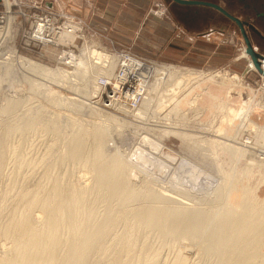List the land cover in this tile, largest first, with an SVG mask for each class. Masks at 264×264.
<instances>
[{
	"label": "rangeland",
	"instance_id": "obj_1",
	"mask_svg": "<svg viewBox=\"0 0 264 264\" xmlns=\"http://www.w3.org/2000/svg\"><path fill=\"white\" fill-rule=\"evenodd\" d=\"M8 1V6L4 0L0 1V19L2 21L0 29L4 28L7 18L12 17L7 27L9 29H7V34L9 32L8 36L11 35L12 42L10 41L8 46L5 42L0 44V253H3L1 251L3 250L1 242H4L2 232L10 223L9 221L13 220L14 213L21 209L20 194L27 190L32 191L37 188V184L46 190L50 187L52 180L58 179L64 190L80 187V184L83 187H80L81 190L88 188L85 194L88 193L89 199H86V203L89 202V204H85L89 209L91 207L95 220H102L107 210L110 213L116 212L112 214H117L116 216L120 211L122 213L123 217L120 219L119 216L116 217L117 219L112 216L116 224L109 227L112 231H107L109 237L107 235V239L106 236L104 237L105 243L102 238L103 242L100 241L98 244L100 247L104 244V248H106L104 252L98 250V252L95 251V255L92 254L93 264H107L118 256L125 260L129 255L137 256L138 260L141 259L142 262L154 255L153 258L156 259L153 260L154 264H172V259L175 261L181 257L186 262L183 261V264H217V257L214 255L212 257V254L205 256L198 241L187 240L188 238L185 240L179 236L174 238L170 234L162 235V237L161 234H157L156 230H153L155 233L152 230H138L140 232H136V237L139 236L136 240L139 242L135 241V247L131 249L129 255L128 251L123 252L127 256L123 253L118 255L115 248L117 247L116 250L120 248L121 244H119L118 238L126 232L124 230L127 229V222H129L132 212L144 207L172 205L170 202H160L151 196L168 194L177 197L188 191L182 186L184 184L170 180L171 173L164 176L158 168L157 171L155 170L151 161L148 163L145 161L144 158H148V148L138 145L139 138L144 134L161 140L165 147L163 155L169 153L175 156L173 162L166 160L162 155L159 156L160 160H166L170 167L175 166L174 164L177 165L179 159L182 158L215 178V180H207L204 183L200 178L193 185L192 190L185 195L186 199H183L186 204L199 209L204 215L206 232L214 229L217 219L221 216L222 206L227 196L230 195L228 192L230 184L237 188L229 198L230 204L235 207L239 208L240 203L247 204L249 202L247 205L255 209L256 206L264 203V135H261L264 133V117H262L264 116V76L256 70L252 61L250 62L251 67H249L248 61L251 59L244 56L246 44L238 25L229 20L215 21L208 9L200 8L197 11H200L202 20L215 22L207 23V26L197 33L189 32L190 30L185 27L183 22L181 21V23L175 18L176 11L181 13L186 9H182L179 5H171L170 0H96L94 10H89L90 8L86 6H72L73 4L70 3L59 9L54 7L50 9L51 6H48L45 0ZM215 2L223 6L221 0H215ZM128 7L137 12L136 17L127 19L126 13L131 10L126 9ZM251 9L264 11V6L258 4V7H255L254 4H251ZM232 10L231 14L239 18L242 17L240 9L233 8ZM85 12L88 17L84 16ZM54 14H65L63 18L76 28L71 43L59 42V40L55 44L45 43L44 40H38L29 35L36 22L38 23L45 16H54ZM199 19L201 18L199 17ZM129 20L135 23H131ZM109 29L112 33L115 30L118 34L111 35L110 33L109 35ZM46 33H50V30L46 29ZM28 36L32 40H29ZM59 36L60 34L55 39ZM248 38L252 46L255 45L253 49L264 56V49H261L256 43L258 40L253 41L254 37H251V34ZM34 39L38 41H33ZM64 44L69 49H60L59 46ZM10 46L14 48L16 54L25 59L51 69L59 68L72 76L45 77L42 73L39 74V71L29 67L24 61H19L15 55L11 56L8 52ZM81 49L98 51L108 58H115L109 55L115 51H126L151 63L148 69L152 75L155 74L152 70L158 65L173 67L177 74L179 71L182 72L180 74L185 76L183 81L187 83L185 90L181 89L175 95V99L185 95L184 93L191 87L203 83V79H207L213 74L237 75L241 86H238L239 89L235 87L231 92L233 99L231 98L230 103L234 106L233 103L238 101V95H241L242 100L250 98L249 103L256 110L252 116L249 114V122L252 126L251 128L241 127L238 132L236 125L239 121L237 120L232 125L225 123L222 125L219 107L212 106V104H217L216 101L202 100L201 104L200 99L194 106L187 103L181 105L179 110L170 111L168 115L171 120L155 121L156 119L153 118L155 113L157 116L165 115L170 107L162 109L159 112L160 115L146 107L142 117L134 119L129 114L103 105L99 96L102 89L98 82L99 79L97 78L98 80L94 83L95 78L100 74L92 72L89 73L93 83L92 88H100H95L98 91L91 95L93 97L89 102L91 106L100 110L91 109V106L83 104L88 102L83 98L85 97L84 92L73 87L79 86L77 82L80 80L73 77V75L81 74L79 67L62 64L57 59L60 54L69 52L75 57ZM85 56L87 60L92 59L94 64L100 62L98 59L90 57L89 53L84 54ZM112 63L109 71L115 69L116 63L114 61ZM261 68L264 70V65H261ZM188 73L191 75L186 78ZM108 79L106 77V80ZM154 79L156 80V78ZM159 86L150 93L149 97H153L155 103L158 96L160 98L165 85L160 83ZM188 96L187 98L192 100L191 96L194 95ZM234 97H236V101ZM223 102L227 101L224 99ZM101 110L102 112H100ZM144 113L146 114L144 115ZM259 116L261 121L258 120ZM166 126V129L179 132L182 136L164 133ZM172 127H176V129ZM242 128L244 129L241 130ZM94 132L101 133L105 147L106 145L108 147L106 151L109 156L128 165L125 173L131 194L128 201L115 200L111 202L96 195L95 171L90 159L95 148L92 139ZM75 134L84 136L86 149L80 159L73 162L67 159L65 152L68 143ZM245 140L250 143L246 145ZM212 141L234 145L240 148L242 153L223 150ZM137 146L143 151H134ZM140 152L143 161H137L135 157L131 158L133 153L137 155ZM261 156L263 158L260 159ZM18 159L21 160L18 161ZM220 172H228L234 176L229 179H233L229 185L224 183ZM44 183L47 186H44ZM172 192H178L179 195ZM243 194L244 196H242ZM101 199L103 200L101 201ZM182 205L185 204L182 203ZM263 242L264 234L261 243L259 242L260 244L258 243L256 247V249L259 246L261 248L256 250L258 252L254 251L259 253L258 256L250 257L252 262L254 261L253 264L264 261ZM7 244H9L8 247L11 245L9 241L6 242V247ZM134 248H137V252Z\"/></svg>",
	"mask_w": 264,
	"mask_h": 264
},
{
	"label": "bare ground",
	"instance_id": "obj_2",
	"mask_svg": "<svg viewBox=\"0 0 264 264\" xmlns=\"http://www.w3.org/2000/svg\"><path fill=\"white\" fill-rule=\"evenodd\" d=\"M4 1L5 4L7 3L6 6H8L9 1ZM11 18H7V22L5 23L4 28L0 29V44H2L1 42H5L7 43V46L12 38L11 35L8 36L9 32L7 34V27L11 22ZM35 30L36 33L31 37H34L38 40L42 39L45 41V43L49 42L47 40V36L44 35L46 33L45 24H37ZM59 34L60 36L55 39L54 42L51 41L52 43L55 44L57 40L64 43L72 42L74 36L72 32L64 30ZM10 47L8 52L11 56L15 55L17 59H19V61H24L28 64L29 67L33 68V70L35 69L39 71L40 73H38H42L43 75H45V77L72 76L68 72L59 68L51 69L46 66L44 67L42 66V64L40 65L35 61L33 62L27 58L25 59L22 56L16 54L12 46ZM88 53L90 57L92 56V58H96L100 62L98 64H94L95 62L93 63L91 61L92 59L87 60V57H84V54L87 55ZM245 53L246 54L244 56L250 57V55H248L246 51ZM57 59L58 62H61L62 64H69V66H74L76 68L79 67L81 74L73 75V77H76L74 79L80 80L79 82H77L79 86L75 85L73 87L78 88V90L80 89L84 92L85 97L83 98L88 102H84L83 104L86 103L89 106H91V103L89 102L90 98L93 97L91 95L98 91L96 90L98 87H95L96 89L92 88L93 83L91 82L89 73L92 72L95 74H100H98L99 76L95 78L94 83H96L98 79L104 78L106 80V77L110 78L111 76H113L114 68L113 70L109 71V67L111 68V65H113L112 61H114L117 66L116 58H108L101 52H92L89 51V49H81L80 53H78V55L75 57L71 52L63 53L60 54ZM261 59H257V62L259 64L258 67L255 66L252 59L248 61V65L249 67H251L250 62L252 61L256 70L262 76H264V70H262L261 68V65H264V58L262 57ZM108 61H110V64H108ZM107 64L108 66H106ZM173 69L174 68L171 66L158 65L152 70V72H155V74L153 75L154 77L150 78L149 82L145 85L144 99L139 102L137 108L134 109L135 111L126 109L127 107H125L124 105H118V107L116 108L117 111L129 114L134 119H140L142 117L143 110L146 109V107L154 110V112H158L159 115L161 114L159 112H161L162 109L170 107V110H167L168 112L165 113V115L163 114V116H157V113H155L153 118L156 119L155 121L163 119L171 120L168 113L172 110H179L181 105L190 103L191 106H194L199 99L201 100V104L202 100H209L216 101L217 104H212V106L214 108L219 107L218 109L221 113L220 118L222 125L223 123L232 125L234 121L237 120L239 121L238 125H236L238 127V132L241 127L251 128L252 124L249 122V114L252 116L253 112H256V110L255 107L250 105V98L248 100H242L240 98L241 95H238V101L233 103L235 105L233 106L231 105L232 103H230V100L232 98L231 92L235 89V87L238 88L239 85L241 86L237 75L228 76L221 73L213 74L207 77V79H203V83L198 84L196 87H191L189 91L186 90L187 92L184 93L185 95H182L179 98L175 99V95L181 89L186 88L185 85L187 83H184L185 81H183L185 76L183 77V75L180 74L182 72L179 71V73L177 74ZM248 70L250 69L248 68ZM189 75H191V73L186 74V78H188L187 76ZM154 78H156V80ZM160 83L162 85L164 84L165 86L161 91V99L158 96L157 102L155 103V101H153V97H149L150 93L153 92L154 89L160 87ZM143 84L144 82L141 83V86ZM89 88H91V90H88ZM194 89H196L197 91ZM188 95H194L191 96L192 100H189V98H187ZM224 99L227 102H223ZM235 99L236 97H234V100ZM91 109L100 110L97 107L93 106H91ZM100 112H102V110ZM145 114L146 113H144V115ZM258 118V120L261 121V117L259 116ZM166 128L167 126L163 131L164 133L179 135L181 134L179 132ZM172 128L176 129V127ZM243 129L244 128H242L241 130ZM261 135H264V133H262ZM92 139L95 144V148L90 155V159L92 160V167L95 171L94 182L96 195H98V197L101 196V198L103 197L107 201L111 202L115 200L128 201L131 196L129 192V185L125 176L128 165L122 163L121 160L107 154L106 150L108 147L107 145L105 147V141L100 132L92 133ZM212 142L215 145L220 146V148L223 150L242 153L241 149L235 147L234 145H225L220 141ZM218 143L221 145H219ZM248 143H250V141ZM138 145H144L148 148V158H144L147 163L151 161L155 170L157 171L158 168V170H160V173L162 172V175L164 176H168L171 173L170 180L179 181L180 184H184L182 186L185 187L188 191L192 190L193 185H195L198 180H200V178L203 180V183L207 180H215L212 175L204 173L194 164L182 158L179 159L177 165L174 164L175 166L170 167V164H167L166 160L173 162L175 160V156L169 153L163 155V149L165 147L161 140L153 139L144 134L139 138ZM85 149L86 142L84 136L82 134H75L67 145L65 156H67V159H70L73 162L77 161L85 152ZM134 151L143 150L139 146H137ZM160 155L164 156L166 160H160ZM141 156V152L137 155L133 153L131 155V158L135 157V159L138 161L143 159ZM20 160L18 159V161ZM220 176L224 179L223 180L220 177L221 180L224 181V183H228L227 185H229V183L233 180L229 179L234 177L228 172H220ZM52 181L53 182H51V185L48 189L45 187L46 190L42 189L37 184V188L33 189L32 191L27 190V192L24 191L20 194L19 201L21 203V209L14 213L15 216L13 217V220L9 221L10 223H8V226L6 224L7 227H5V230L2 232V238L4 242H1V248L3 249L1 251H3V253H0V264H93L94 262L91 258L93 257L92 254H94L95 251L98 252V250L104 252V250L106 249L104 248V244H102L101 247L98 244L102 240V238L104 242L101 241V243H105L104 237L110 232V228L113 227L114 224H116V221L113 219L114 217L112 218V216H115V219H117L116 217L118 216L119 219L122 218L123 216L122 213H120L121 211L119 212L121 215L117 212L118 216H116L117 214L112 215L116 212L110 213L107 210L108 212H105L106 215L103 216V219L101 218L102 220H95L94 214L91 211V207L90 209L89 207H87L89 202L88 204L86 203V199H89V197H87L88 193L85 194L88 188H86L87 190L85 189L86 191L84 189L81 190L80 187H83L80 184V187H71L67 190H64L62 189L64 187L60 186L61 182H59L58 179ZM44 186L47 185L45 184ZM229 187L230 190L228 192L230 193V195L227 196V199H225L224 205L222 206L223 210L221 216L217 219L214 229L209 232H206L205 230L206 220L201 211L197 208L191 207L183 201V199H186L185 195L188 194V191L186 192V194L182 193L181 195H179L178 192H172L179 195L177 196L178 198L175 196H169L168 194H154L153 196H151L154 199H157L160 202H170L172 203V205H164L163 207H144L132 212L131 218L129 222H127V229L124 230L126 232L123 235L119 234V238L117 237L119 244L121 245L118 244L120 248L118 247L119 249L116 250V247L115 251L118 255L120 253H126L128 251L127 253L129 255L130 251H132L131 249L135 247V241H138L136 240L138 239L137 237H139H136V232H140L138 230H152V232L154 233L155 231L153 230H156L158 232H156L157 234H161L160 236L170 234L173 235L174 238L175 236L176 238L177 236H179L184 239L188 238L187 240L194 239V241H198V243H200L201 251L205 253V256L206 254H209L208 256L212 254V257L213 255L217 257V264H253L254 261L252 262L250 257L254 258V256H258L259 253L257 254L256 252L258 251L256 250H259L260 246L258 247V249H256V247L259 242L261 243V238L264 234V203L256 206L255 209H252L250 205H247L249 202L247 204H245V202L243 203L242 198L241 201L243 204L240 203L239 208H237L233 204H230L229 201L230 196L236 192L237 188H235L233 184H230ZM41 191H44L46 193H42ZM96 195H94L95 199H97ZM242 196H244V194ZM102 200L103 199H101V201ZM182 203L185 205H182ZM147 232L149 233V231ZM6 240L11 243L9 247V244H7L6 247ZM136 250L137 248L135 249V251ZM153 257L145 259L144 262H142L140 261L141 259L138 260V257L135 255H129V257L125 260L122 258L120 259V257L118 256L111 261L108 260L109 263L107 264H140V262L141 264H154V261L156 259L154 260ZM178 257L180 256L178 255ZM183 261L184 260H182V257L177 258L175 261L172 259V264H183ZM257 264H264V261H260Z\"/></svg>",
	"mask_w": 264,
	"mask_h": 264
},
{
	"label": "built area",
	"instance_id": "obj_3",
	"mask_svg": "<svg viewBox=\"0 0 264 264\" xmlns=\"http://www.w3.org/2000/svg\"><path fill=\"white\" fill-rule=\"evenodd\" d=\"M51 8L52 7H50V9ZM64 16L65 14L45 16L43 19H40L38 23L36 22L34 24L29 35L32 36L36 33L35 27L37 24H45L46 29L50 30V33L44 34L47 36L49 43L53 41L62 30L75 33L76 28L68 24L67 22L69 21L65 20L63 18ZM0 22H2L1 19ZM30 36H28L29 40H32ZM33 41L38 40L34 39ZM59 47L60 49H69L65 44ZM109 55L117 59V66L113 71V76L108 80L104 78L99 79V85L102 87L99 92L101 102L105 107L110 109L117 110L116 108L118 105H124L127 107L126 109L134 111L139 102L144 99L145 85L149 82L150 78L154 77L151 72H148V67H150L151 63L122 50L115 51ZM142 82H144V84L141 86ZM248 142L247 140L244 141L247 145L249 144ZM261 158L263 157L261 156L260 159Z\"/></svg>",
	"mask_w": 264,
	"mask_h": 264
},
{
	"label": "flooded vegetation",
	"instance_id": "obj_4",
	"mask_svg": "<svg viewBox=\"0 0 264 264\" xmlns=\"http://www.w3.org/2000/svg\"><path fill=\"white\" fill-rule=\"evenodd\" d=\"M203 1L217 4L215 0H203ZM221 2L223 3V6L220 4H217V5L222 7L227 13H229L233 17H236L230 13L231 11H233L232 10L233 8H238L242 11V17L241 18L236 17V18H238L243 23L242 25H243V29H244L246 36L249 37V34H251V37L252 36L254 37L253 41L257 39L258 42L255 41L257 45H259L261 49L262 48L264 49V38H263L264 37V11H262L261 9L260 10L257 9L256 11H253V9L248 8V7L251 8V4H254L255 7H258V4L261 6H264V0H221ZM204 7L205 9H213L208 6H204ZM215 11L218 15H220V17L223 20L233 21L227 16H225L224 14H222L221 12H219L218 10H215ZM250 26H253L255 30L252 29ZM240 34H242L241 30H240Z\"/></svg>",
	"mask_w": 264,
	"mask_h": 264
},
{
	"label": "crops",
	"instance_id": "obj_5",
	"mask_svg": "<svg viewBox=\"0 0 264 264\" xmlns=\"http://www.w3.org/2000/svg\"><path fill=\"white\" fill-rule=\"evenodd\" d=\"M45 1L48 4V6H51V7L57 8V9L65 7L67 4L70 3L71 5L73 4L72 6H76V7H85V6L89 7L90 8L89 10H94L95 2H96V0H45ZM170 3H172L171 5H175V6L177 5L176 3L172 2V1H170ZM179 6L182 7V9L185 8L186 10L185 11H181V13H177V11H176L175 12L176 13L175 14L176 15L175 18H177L180 22L182 21L183 24L185 25V27L190 30L189 32H193L194 31V32L197 33L199 31H202L203 28H205L207 26V23L209 24V22H215V21L220 20V19L223 20L220 17V15H218L216 13V11L213 10V9H208V10L212 13L213 17L215 18V21L202 20L203 18H202V16L199 13L200 11H197V10H199L200 8H204L205 9L204 6H181V5H179ZM195 7H197L198 9L195 8ZM126 9H131V8L128 7ZM194 11L198 12V13H195ZM177 14H179L180 16H178ZM84 16L88 17L86 12L84 13ZM126 16L128 17V18L126 17L127 19H129V17L134 18V17L137 16V12L135 10L131 9L130 11H128L126 13ZM199 17L201 19H199ZM221 20L219 22H221ZM129 21L131 23H135L132 20H129ZM103 31H105V30L103 29ZM113 31L114 32L112 33L111 29H109V31H108L109 35H110V33H111V35H115V34L117 35L118 34V32H115V30H113ZM126 39H128V38H126ZM253 46H255V45H253Z\"/></svg>",
	"mask_w": 264,
	"mask_h": 264
},
{
	"label": "water",
	"instance_id": "obj_6",
	"mask_svg": "<svg viewBox=\"0 0 264 264\" xmlns=\"http://www.w3.org/2000/svg\"><path fill=\"white\" fill-rule=\"evenodd\" d=\"M171 1L176 3L177 5H181V6H208V7L215 9V10H218L219 12H221L222 14H224L225 16H227L228 18L233 20L239 26V28L243 34V39H244L245 44H246V50L245 51L247 52L248 55H250L255 66L258 67L259 64L257 62V59H261L263 57V55H261L259 52L255 51V50H253V46H252L251 42L249 41L248 37L246 36V34L244 32L243 25H242L243 23L238 18L233 17L232 15L227 13L222 7H220L219 5H217L215 3H211V2H207V1H203V0H171ZM248 8L251 9L250 7H248ZM250 27L252 29H254L253 26H250Z\"/></svg>",
	"mask_w": 264,
	"mask_h": 264
}]
</instances>
